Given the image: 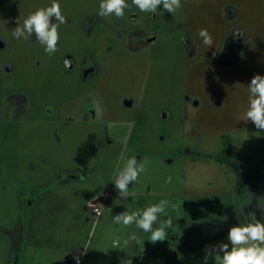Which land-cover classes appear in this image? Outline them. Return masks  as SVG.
<instances>
[{"label": "rangeland", "instance_id": "rangeland-1", "mask_svg": "<svg viewBox=\"0 0 264 264\" xmlns=\"http://www.w3.org/2000/svg\"><path fill=\"white\" fill-rule=\"evenodd\" d=\"M53 2L0 0V264H222L231 228L264 224V180L238 190L214 159L231 145L264 166V129L247 117L251 81L264 78V0H179L173 11L125 0L119 17L100 15L106 0H55L65 22L49 17L58 40L46 51L24 20ZM89 58L98 69L86 77ZM153 205L145 231L137 221Z\"/></svg>", "mask_w": 264, "mask_h": 264}, {"label": "clouds", "instance_id": "clouds-1", "mask_svg": "<svg viewBox=\"0 0 264 264\" xmlns=\"http://www.w3.org/2000/svg\"><path fill=\"white\" fill-rule=\"evenodd\" d=\"M161 0H133V3L139 7L141 11L148 9L155 10L157 4ZM165 9L173 11L172 5L179 7V0H163ZM105 11L101 12L100 15H107L115 12L116 16L123 15V8L126 7L125 0H106V3L100 5ZM55 15L60 23L65 22V17L61 15L60 4L58 2L52 3L51 7L46 9H38L35 13L28 16L24 20V28L29 33L35 31L40 38L41 42L47 43L46 51H53L56 48L58 40L57 25H53L49 29V17ZM21 30L17 28L13 33L14 36H18ZM200 36L204 37V43L210 45L212 38L206 29H201L199 32ZM250 91L256 95V98L250 100V110L247 112V117L251 119L257 128L264 129V78L256 75L251 81ZM254 86V87H253ZM135 160L129 161L128 168L122 178L117 181V186L121 192H125L127 182L129 180H135L137 177V171L132 167ZM143 170V168L141 169ZM160 209L158 206H151L147 208L141 219L137 221V225L143 228L145 231L151 229L153 221L156 219L154 215ZM136 213L132 214L124 213L122 216L115 217V222H119L123 219L125 225H129L135 219ZM165 239V233L163 229L155 230L151 235L152 242L157 240ZM228 239L231 241L233 247L231 252L225 251L223 256L222 264H264V247L260 244H264V224L256 222L254 224H248L247 226L233 227L230 229ZM259 242L252 243L249 242ZM249 245V246H244ZM227 244L223 245L222 250H226Z\"/></svg>", "mask_w": 264, "mask_h": 264}, {"label": "trees", "instance_id": "trees-1", "mask_svg": "<svg viewBox=\"0 0 264 264\" xmlns=\"http://www.w3.org/2000/svg\"><path fill=\"white\" fill-rule=\"evenodd\" d=\"M220 163L230 166L236 176V186L239 189L241 185L250 184L252 188H257L264 180V166L260 168H250L245 159H239L231 149V145L223 148L222 153L215 156Z\"/></svg>", "mask_w": 264, "mask_h": 264}, {"label": "flooded vegetation", "instance_id": "flooded-vegetation-1", "mask_svg": "<svg viewBox=\"0 0 264 264\" xmlns=\"http://www.w3.org/2000/svg\"><path fill=\"white\" fill-rule=\"evenodd\" d=\"M53 20H54V18H53ZM146 36H147V38H148V40H147V42H152V41H155L157 38V36L156 35H148V34H145ZM34 38V37H33ZM33 38H30V39H33ZM233 41L235 42V45H230V46H227L226 47V49L223 51V52H221V58H223V59H225V61H232L231 59H234L235 57H236V53H237V50L236 49H238L237 47H238V45L237 44H239V42L237 41V39H235V38H233ZM6 46V43H5V41H3L1 38H0V47H5ZM236 52H235V51ZM230 58V59H229ZM65 62H66V64L68 65V67L69 68H72L73 67V61L71 60V56L70 55H66V57H65ZM97 65L94 63V61L93 60H91L90 58L89 59H87V61H86V63L84 64V75L86 76V77H88L89 75H91V74H93V73H95L96 71H97ZM217 155V154H216ZM215 155V156H216ZM214 159H215V157H214ZM216 160V159H215ZM236 185V184H235ZM244 187V186H246V185H241L240 187H239V189L241 190L242 188L241 187Z\"/></svg>", "mask_w": 264, "mask_h": 264}, {"label": "built area", "instance_id": "built-area-1", "mask_svg": "<svg viewBox=\"0 0 264 264\" xmlns=\"http://www.w3.org/2000/svg\"><path fill=\"white\" fill-rule=\"evenodd\" d=\"M94 210L98 213L100 210L98 208V206H94ZM82 260L81 258H77L75 261V264H81Z\"/></svg>", "mask_w": 264, "mask_h": 264}, {"label": "water", "instance_id": "water-1", "mask_svg": "<svg viewBox=\"0 0 264 264\" xmlns=\"http://www.w3.org/2000/svg\"><path fill=\"white\" fill-rule=\"evenodd\" d=\"M98 200H100V198L96 199L94 202H97Z\"/></svg>", "mask_w": 264, "mask_h": 264}, {"label": "crops", "instance_id": "crops-1", "mask_svg": "<svg viewBox=\"0 0 264 264\" xmlns=\"http://www.w3.org/2000/svg\"><path fill=\"white\" fill-rule=\"evenodd\" d=\"M101 198V197H100Z\"/></svg>", "mask_w": 264, "mask_h": 264}]
</instances>
